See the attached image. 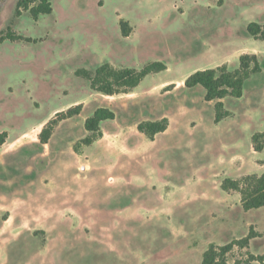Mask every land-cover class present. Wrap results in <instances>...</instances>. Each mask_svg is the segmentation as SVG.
I'll return each instance as SVG.
<instances>
[{
    "label": "rangeland",
    "instance_id": "374dc122",
    "mask_svg": "<svg viewBox=\"0 0 264 264\" xmlns=\"http://www.w3.org/2000/svg\"><path fill=\"white\" fill-rule=\"evenodd\" d=\"M18 0H0V32L24 39L0 42V188L8 214L20 220V239L7 264H202L211 246L236 243L228 264H264V206L245 210L225 178L264 173V149L252 135L264 131V0H50L52 12L34 20L16 15ZM131 26L123 36L120 20ZM254 53L262 70L240 98L223 99L231 114L214 121L215 101L183 78L199 69ZM160 61L128 94L105 95L76 70L109 62L140 69ZM82 104L63 120L48 144L44 124ZM98 107L115 112L103 136L75 145L85 119ZM167 117L151 140L143 120ZM10 223V227H11Z\"/></svg>",
    "mask_w": 264,
    "mask_h": 264
},
{
    "label": "trees",
    "instance_id": "16d2710c",
    "mask_svg": "<svg viewBox=\"0 0 264 264\" xmlns=\"http://www.w3.org/2000/svg\"><path fill=\"white\" fill-rule=\"evenodd\" d=\"M53 10L50 0H18L16 15L20 16L23 11H28L34 20H38L42 14H49ZM120 28L123 36H129L131 26L128 21L121 19ZM248 33L255 39H264V28L257 22H250L247 25ZM10 39L16 41L24 39L20 35L11 33L10 29L0 32V42ZM163 62L153 61L140 69L116 68L109 62L99 65L91 71L85 68L76 70L78 77L89 81L90 87L96 92L105 95L128 94L132 92L140 82L149 74L166 70ZM262 70L259 58L254 53H243L239 56L237 68L229 69L226 64H221L213 68L199 69L189 74L184 80V86L192 88L197 85L204 89V100L206 102L215 101L214 121L220 122L228 117L231 112L225 108L223 99L226 97L240 98L243 95L246 81L254 74ZM83 106L77 104L69 107L65 111L58 112L54 118L47 121L38 134L39 142L48 144L54 130L63 120L78 115ZM115 119V112L107 107L96 108L84 121V129L87 134L79 140L75 148L80 145H91L103 136L101 123ZM169 126L167 117L155 120H143L137 124V130L147 138L153 140L159 133L164 132ZM8 133H0V147L6 142ZM252 147L255 151L264 149V131L256 132L252 135ZM221 188L226 191H237L240 194L242 207L245 210L264 206V173L247 174L239 179L225 178L221 183ZM249 236L238 241L230 242L221 247L211 246L203 254L202 264H228L226 254L236 243L244 246L249 240ZM256 259L251 256L246 262L235 261L233 264H251Z\"/></svg>",
    "mask_w": 264,
    "mask_h": 264
},
{
    "label": "crops",
    "instance_id": "0c3cea01",
    "mask_svg": "<svg viewBox=\"0 0 264 264\" xmlns=\"http://www.w3.org/2000/svg\"><path fill=\"white\" fill-rule=\"evenodd\" d=\"M186 77L187 76L183 78V83ZM159 134H157L155 138ZM8 210H9L8 208L7 209L5 208L4 188H0V264L8 263V260L4 258V256L6 255V253L10 251L11 249L10 247L12 246V244H14L17 240L20 239V234H21L20 233V220L17 218V216L14 217V215H11V214H8L6 216ZM10 223L12 224L11 227H10Z\"/></svg>",
    "mask_w": 264,
    "mask_h": 264
}]
</instances>
